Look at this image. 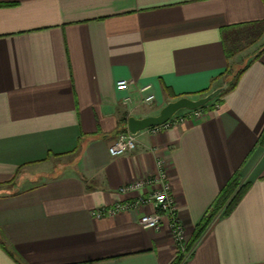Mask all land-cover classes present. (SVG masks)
<instances>
[{
	"label": "crops",
	"instance_id": "crops-1",
	"mask_svg": "<svg viewBox=\"0 0 264 264\" xmlns=\"http://www.w3.org/2000/svg\"><path fill=\"white\" fill-rule=\"evenodd\" d=\"M256 22L264 0H0V264H18L9 253L23 264H171L167 219L158 230L138 224L151 206L91 214L133 201L119 190L153 180L159 160L187 242L235 172L249 185L182 264H264V32L225 51ZM243 60L218 105L108 154L129 117L227 85Z\"/></svg>",
	"mask_w": 264,
	"mask_h": 264
},
{
	"label": "built area",
	"instance_id": "built-area-1",
	"mask_svg": "<svg viewBox=\"0 0 264 264\" xmlns=\"http://www.w3.org/2000/svg\"><path fill=\"white\" fill-rule=\"evenodd\" d=\"M128 88V82L125 80L118 81L115 84V89L118 91H125ZM147 87L142 88L145 91ZM153 95H146L143 98V103L152 105L154 102ZM202 112V108L191 111L184 110L182 115H173L166 123L157 127L149 128L151 134H156L160 130H166L177 123L182 122L184 119H197ZM136 147L135 135L130 134L127 129L119 133L108 148V154L111 157L122 156L126 153L133 151ZM158 174L153 180L133 182L119 190L121 194H137L135 199L130 202H118L111 206H102L91 212L95 218H102L104 216H111L122 211H135L138 212L144 207L151 206L153 211L150 213H141L138 218V224L142 229L158 230L162 225V218L165 217L168 221L169 232L176 245L178 253H183L186 250V240L184 235L183 226L177 212L176 204L170 193V186L166 181L165 174L162 170V161H157ZM158 184L159 189L150 193L147 196L139 194L146 185Z\"/></svg>",
	"mask_w": 264,
	"mask_h": 264
},
{
	"label": "trees",
	"instance_id": "trees-1",
	"mask_svg": "<svg viewBox=\"0 0 264 264\" xmlns=\"http://www.w3.org/2000/svg\"><path fill=\"white\" fill-rule=\"evenodd\" d=\"M242 26H249L248 30H251L252 34L250 36H247V34L243 35L241 33L239 34V36L237 34L232 35L230 40H227V42H225V51L227 59L231 58L233 55L241 51V47H239V44H241L245 40H248L246 45H244V47H247L251 45L252 40L256 39L257 37L259 38L262 32H264V22L244 24ZM246 67L247 66L243 67L241 70L236 72L234 76L230 79V81L228 80L226 89L212 101L215 106L219 104V99L221 96L231 91L235 87L237 80L239 79L240 75L245 71ZM228 76L229 74L227 72L226 79H228ZM206 106L202 107V109ZM123 131H125V128H122L119 133ZM256 146H264V132H262L260 138L257 141ZM248 187V184H241L239 172H235L229 179V181L226 183V185L215 197L208 210L205 212L199 223L196 225L193 235L187 243V250L191 249L194 243L199 239V237L203 234V232L207 229V227L211 224V222L215 219L216 216L219 215L220 217H227L232 212V210L236 207L240 199L247 191ZM9 255L18 264H23L19 258L11 255L10 253ZM183 258V255L179 253L177 258L171 264H182Z\"/></svg>",
	"mask_w": 264,
	"mask_h": 264
},
{
	"label": "water",
	"instance_id": "water-1",
	"mask_svg": "<svg viewBox=\"0 0 264 264\" xmlns=\"http://www.w3.org/2000/svg\"><path fill=\"white\" fill-rule=\"evenodd\" d=\"M226 87L227 85L225 83L221 87L198 98L180 97L174 101L167 102L159 110L158 114L154 116H147L140 119L129 117L127 119L126 129L130 134L135 135L145 129L163 125L178 111H191L206 106L209 102L217 98Z\"/></svg>",
	"mask_w": 264,
	"mask_h": 264
},
{
	"label": "rangeland",
	"instance_id": "rangeland-1",
	"mask_svg": "<svg viewBox=\"0 0 264 264\" xmlns=\"http://www.w3.org/2000/svg\"><path fill=\"white\" fill-rule=\"evenodd\" d=\"M248 39V38H247ZM247 41L248 40H245L244 42H242L241 44H239V47H242V46H244V45H246V43H247ZM244 62H245V60H243V62L240 64V63H238V65L237 66H234V69H233V74L234 73H236V72H238L239 70L238 69H240L239 67L240 66H242L243 64H244ZM234 76V75H233ZM232 76V77H233ZM180 111H178L177 113H179ZM242 184V183H241ZM187 241H186V250L182 253V255L184 256L185 254H187L190 250H187Z\"/></svg>",
	"mask_w": 264,
	"mask_h": 264
}]
</instances>
